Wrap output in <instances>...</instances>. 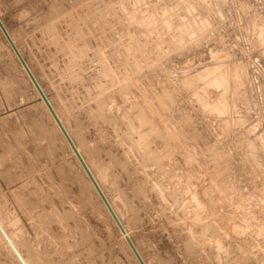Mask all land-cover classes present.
Instances as JSON below:
<instances>
[{
  "label": "rangeland",
  "instance_id": "rangeland-1",
  "mask_svg": "<svg viewBox=\"0 0 264 264\" xmlns=\"http://www.w3.org/2000/svg\"><path fill=\"white\" fill-rule=\"evenodd\" d=\"M0 9L55 104L44 67L77 106L79 132L113 149L104 157L116 155L145 190L165 239L177 231L186 243L191 231L198 252L178 264H264V0H0ZM40 101L0 34V264H135Z\"/></svg>",
  "mask_w": 264,
  "mask_h": 264
},
{
  "label": "bare ground",
  "instance_id": "bare-ground-1",
  "mask_svg": "<svg viewBox=\"0 0 264 264\" xmlns=\"http://www.w3.org/2000/svg\"><path fill=\"white\" fill-rule=\"evenodd\" d=\"M5 1V0H4ZM55 1V0H54ZM15 4V3H14ZM20 4V3H19ZM53 4V3H52ZM35 5V4H34ZM3 6V5H2ZM4 7V6H3ZM21 7V6H20ZM42 7V6H41ZM53 7V6H52ZM29 8V7H28ZM54 8H55V6H54ZM6 9V8H5ZM50 9V8H49ZM9 10V9H8ZM39 10V9H38ZM41 11V10H40ZM50 11V10H49ZM13 13H14V11H12ZM31 12V11H30ZM36 12H38V11H36ZM23 13V12H22ZM39 13V12H38ZM37 13V14H38ZM14 14H16V15H18V17L16 18L17 20H19L18 18L20 17V19L22 18V15H20V12H15ZM33 14V13H32ZM31 14V15H32ZM46 14V13H45ZM25 15H27L26 13H25ZM28 15L29 16H31L29 13H28ZM24 16V15H23ZM52 16V15H51ZM11 17V16H10ZM54 17V16H53ZM69 17V16H68ZM15 17H13V19H14ZM36 18H37V16H36ZM56 18V17H55ZM24 19V18H23ZM26 19L29 21L30 19L31 20H33L32 19V17H27L26 16ZM25 19V20H26ZM38 19V18H37ZM0 20H1V22L3 23V25L5 26V28H6V30L8 31V33L10 34V36L12 37V39H13V41L15 42V44L17 45V47H18V49H19V51L21 52V54L23 55V57H24V59H25V61L27 62V64H28V66H29V68H30V70L32 71V73H33V75L35 76V78L37 79V81H38V83L40 84V86H41V88L43 89V91H44V93L46 94V96H47V98L49 99V101H50V103L52 104V106H53V108H54V110L56 111V113H57V115H58V117H59V119L61 120V122H62V124L64 125V127H65V129L67 130V132H68V134H69V136L71 137V139L73 140V142H74V144L76 145V147H77V149L79 150V152L81 153V155H82V157L84 158V160H85V162H86V164L88 165V167H89V169L91 170V172H92V174L94 175V177H95V179L97 180V182H98V184L100 185V187H101V189L103 190V192L105 193V195H106V197L108 198V200H109V202L111 203V205H112V207H113V209L115 210V212H116V214L118 215V217H119V219L121 220V222H122V224H123V226L125 227V230H126V232L125 233H123L121 230H120V228H119V226H118V224H117V222L115 221V219H114V217L112 216V214H111V212L109 211V209H108V207L106 206V204L104 203V201H103V199L101 198V196H100V194L98 193V191H97V189H96V187L94 186V184L92 183V181L90 180V178H89V176H88V174H87V172L85 171V169H84V167H83V165H82V163L80 162V160L77 158V156H76V154H75V152H74V150H73V148L71 147V145H70V143L68 142V140H67V138H66V136H65V134H64V132H63V130L61 129V127H60V125L58 124V122H57V120L54 118V116H53V114L51 113V111H50V109H49V107L47 106V104L45 103V101L44 100H42V99H40V93H39V91H38V89H37V87H36V85H35V83H34V81H33V79H32V77L30 76V74L28 73V71L26 70V68H25V66L23 65V63H22V61L20 60V58H19V56H18V54H17V52H16V50L13 48V46H12V44H11V42L9 41V39H8V37H7V35H6V33L4 32V30H3V28H2V26H1V24H0V34H1V36L3 37V39H4V41L6 42V44L8 45V47L10 48V50H11V52H12V55L15 57V59H16V61L18 62V64H19V66H20V68L22 69V71H23V73L25 74V76L27 77V79H28V81H29V83L31 84V86L34 88V90H35V93H36V95L39 97V100H41L40 102L42 103V105L45 107V109H46V111L48 112V114H49V116H50V120L52 119V121H53V124H54V130L55 131H57V133H58V135H60V137L63 139V141H64V143L66 144H64L65 146H67L68 148H69V151H70V153L72 154H70L71 156H73L74 157V160L76 161V163L78 164V166L80 167V169H81V171H82V173L84 174V176H85V178H86V180H87V182H88V184H89V186H90V189L92 190V193H94L96 196H97V198H98V200H99V202H100V205L102 206V208L104 209V211L106 212V214H107V217L111 220V222L113 223V225H114V228H116L117 229V232L119 233L118 235H120V238H122V240H123V242H124V244H125V246L127 247V249H128V251L130 252L129 254L133 257V259L135 260V264H141V262H140V260H139V258H138V256L136 255V253H135V251L133 250V248L130 246V244H129V242L127 241V239H126V235H129L130 237H131V239L133 240V242H134V244H135V246H136V248H137V250L139 251V253H140V255L142 256V258L144 259V261H145V263L146 264H178L177 263V261H178V259H177V257H179V254H183L182 256H185V257H187V256H189V255H191V253H192V251H193V253L195 254V252L198 250H196L195 252H194V250H192V244H193V240H191L192 239V234H190V232L191 231H189V232H187V234H185V236H184V238H183V240L185 239L187 242L185 243V242H181L180 241V235H181V233L180 234H177L176 232H173V228H172V234H170L171 235V240H169V237H168V240H166L165 239V234L167 233H165V229H168V228H164V227H162L161 226V224L163 223H161L160 221H162V220H160L159 222L161 223V224H159L158 223V221L155 219V213L153 212V213H149V211H147V204H148V196L146 195V194H144V193H142L143 191H145L144 189H142L143 191L141 192V190H138L139 189V187L137 186L138 184H136L135 182H133V174H132V172L131 173H129V174H132V175H130L131 177H129V174H127L128 176H124V175H122V173H120L119 172V170H118V166H120V167H122L121 169L124 171H126L127 170V168L125 169V167H124V165H120V162H118L117 161V159H115L114 158V156H116V155H114L113 157H110V159H107V158H105L104 157V151L105 152H107V153H109V154H111V152L113 151V149L112 148H110V147H108L110 150L112 149V151L110 152V151H108V150H106V149H104L103 150V148L105 147L104 146V144H103V148L100 146V144L94 139H89L88 137H87V135H86V133L87 132H85V135H82L79 131L81 130L82 131V128H81V126H80V118L78 117V113H76L75 112V104H71V103H69V100L67 99V98H65V97H63L62 96V94L60 93V90H59V83H57V79H53V77L55 78V74H53V72H51V69L50 70H47V69H44V68H42L41 66L43 65H41L40 67L42 68V70H41V74H42V76H44L43 78L44 79H47V81H48V83L50 84V87H52L54 90H55V92H56V94H58L57 95V97H59V98H57L59 101H61V103H62V106L60 105V107L59 106H57L56 104H55V102H54V100H53V98L51 97V95L48 93V91H47V87L43 84V79H41L40 77H39V75L37 74L38 72H36V70H35V67H33L32 65H31V63H30V61H32V60H30V58H29V60L27 59V57L25 56V54H24V51L21 49V46H20V44L18 43V41H17V39H16V37H15V35L13 34L14 32L13 31H11L12 29L9 27V25L7 24V22H6V20H5V17H4V15H3V12L1 11V9H0ZM34 20H36V19H34ZM63 20V19H62ZM13 21H15V19L13 20ZM28 21H26V22H28ZM47 21V20H46ZM51 21V20H50ZM71 21V20H70ZM17 22V21H16ZM19 22V21H18ZM72 22V21H71ZM22 23H24V22H22ZM45 23V22H44ZM58 23V22H57ZM25 24V23H24ZM26 24H28V23H26ZM24 25V27H22V31H23V33L25 32V31H27L26 30V26L27 25ZM30 24V23H29ZM41 24V23H40ZM74 24V23H73ZM19 25V24H18ZM31 25V24H30ZM76 25V24H75ZM20 26H22L21 24H20ZM32 26V25H31ZM69 26V25H68ZM29 27V26H28ZM34 27V26H33ZM38 27V26H37ZM20 28V27H19ZM70 28V27H69ZM20 30H21V28H20ZM29 30V29H28ZM60 30V29H59ZM63 30V29H62ZM73 30V29H72ZM21 31V32H22ZM35 31V30H34ZM41 31V30H40ZM49 31V30H48ZM79 31H81V30H79ZM28 32V31H27ZM38 33V32H37ZM76 33H78V31L76 32ZM30 34H32V33H30ZM53 34V33H52ZM27 35H28V33H27ZM80 35V34H79ZM22 36V35H21ZM76 36V35H75ZM69 38V37H68ZM70 39V38H69ZM26 41V40H25ZM43 41V40H42ZM50 41V40H49ZM71 41V40H70ZM37 42V41H36ZM54 43V42H53ZM78 43V42H77ZM38 44V43H37ZM67 44V43H66ZM41 45V44H40ZM69 45H70V43H69ZM33 46V45H32ZM78 47V46H77ZM28 48V47H27ZM29 50H30V48H29ZM56 50V49H55ZM36 51V50H35ZM40 51V50H39ZM85 55V54H84ZM96 57V56H95ZM70 61V60H69ZM84 61V60H83ZM100 61H102V60H100ZM38 63V62H37ZM39 63H40V61H39ZM103 64V63H102ZM99 65H101V64H99ZM98 65V66H99ZM46 66V65H45ZM51 67V66H50ZM72 67V66H71ZM102 67H103V65H102ZM101 67V68H102ZM37 68V67H36ZM67 69H68V67H66ZM97 68H99V67H97ZM105 68H107V66L105 67ZM104 68V69H105ZM61 69V68H60ZM64 69V68H63ZM70 69V68H69ZM80 69V68H79ZM56 70H57V68H56ZM59 70V69H58ZM92 70V69H91ZM90 70V71H91ZM84 71V70H83ZM55 72V71H54ZM72 73V72H71ZM84 73V72H83ZM58 74V73H57ZM57 74H56V76H57ZM62 74V73H61ZM80 75V74H79ZM68 76H70V75H68ZM74 76V75H73ZM94 76V75H93ZM138 78V77H137ZM62 79V78H61ZM61 79H59L60 81H61ZM71 79V78H70ZM72 81V80H71ZM64 82H65V80H64ZM92 83V82H91ZM129 83V82H128ZM134 84V83H133ZM128 85V84H127ZM142 85V84H141ZM61 86V85H60ZM143 86V85H142ZM63 87V86H62ZM93 87V86H92ZM141 87V86H140ZM144 87V86H143ZM143 87H142V89H143ZM152 88V87H151ZM77 89V88H76ZM75 89V90H76ZM135 90V89H134ZM67 91V90H66ZM86 91V90H85ZM130 91V90H129ZM136 91H138V90H136ZM102 92V91H101ZM132 92V91H131ZM135 92V91H134ZM151 92V91H150ZM148 93V92H147ZM78 95V94H77ZM83 95V94H82ZM107 95H109V94H107ZM154 95H155V93H154ZM142 96V95H141ZM140 96V97H141ZM76 97V96H75ZM124 97V96H123ZM145 97V96H144ZM54 98H56V97H54ZM93 99V98H92ZM126 99V98H125ZM137 99V98H136ZM71 100V99H70ZM90 100V99H89ZM144 100V99H143ZM99 101V100H98ZM101 101V100H100ZM86 102V101H85ZM102 102V101H101ZM59 104H60V102H58ZM77 103V102H76ZM96 104V103H95ZM99 104V103H98ZM103 104V103H102ZM101 104V105H102ZM139 104V103H138ZM105 105V104H104ZM145 105V104H144ZM90 106V105H89ZM114 106V105H113ZM134 106V105H133ZM132 106V107H133ZM149 106V105H148ZM77 107V106H76ZM125 107V106H124ZM59 108L61 109V110H59ZM145 108V106L143 107V109ZM92 109V108H91ZM124 110V109H123ZM82 111V110H81ZM138 111V110H137ZM144 111V110H143ZM63 112H65V115H64V113ZM79 112V111H78ZM96 112H98V111H96ZM113 112V111H112ZM114 112H116V111H114ZM82 113V112H81ZM100 113V112H99ZM103 113V111L101 112V114ZM123 113V112H122ZM91 114V113H90ZM113 114V113H112ZM115 114V113H114ZM137 114H138V112H137ZM146 114V113H145ZM100 115V114H99ZM104 115V114H103ZM130 115V114H129ZM142 115V114H141ZM144 115V114H143ZM94 116V115H93ZM102 116V115H101ZM109 116V115H108ZM147 116H149V115H147ZM114 117V116H113ZM118 117V116H117ZM131 117V116H130ZM141 117V116H140ZM143 117V116H142ZM82 118V117H81ZM101 118V117H100ZM136 118V117H135ZM147 118V117H146ZM145 118V119H146ZM86 119V118H85ZM91 119V118H90ZM89 119V120H90ZM102 119V118H101ZM119 119H121V118H119ZM123 119V118H122ZM133 119V118H132ZM93 120H96V119H93ZM100 120V119H99ZM99 120H98V123H99ZM118 120V119H117ZM33 121V120H32ZM36 121V120H35ZM34 121V122H35ZM122 121V120H121ZM132 121V120H131ZM155 121H157V120H155ZM174 121V120H173ZM71 122H73V124L75 123V128H76V132H74L75 131V129L73 130L72 128H71V126H70V123ZM83 122V121H82ZM143 122V121H142ZM148 122H149V120H148ZM86 123V122H85ZM97 123V124H98ZM87 124V123H86ZM96 124V125H97ZM115 124H116V121H115ZM37 125V124H36ZM43 125V124H42ZM100 125V124H99ZM102 125H104V124H102ZM168 125V124H167ZM39 126V125H38ZM83 126H85V125H83ZM87 126V125H86ZM88 126H92L91 124L90 125H88ZM94 126V125H93ZM32 127V126H31ZM141 127V126H140ZM143 127H144V125H143ZM45 128V127H44ZM44 128H42V130L44 129ZM105 128H107V127H105ZM114 128V127H113ZM145 128V127H144ZM174 128V127H173ZM33 129V128H32ZM38 129V128H37ZM88 129L90 130V128L88 127ZM96 129V128H95ZM84 130V129H83ZM85 130H86V128H85ZM97 130V129H96ZM105 130H107V129H105ZM126 130V129H125ZM131 130V129H130ZM151 130V129H150ZM150 130H148V132L150 131ZM38 131V130H37ZM41 131V130H40ZM175 131V130H174ZM32 132H34V131H32ZM46 132V131H45ZM52 132V131H51ZM83 132V131H82ZM97 132V131H96ZM99 132V131H98ZM101 132H103V131H101ZM100 132V133H101ZM179 132H181V131H179ZM41 133V132H40ZM42 133H44V132H42ZM53 133V132H52ZM93 133V132H92ZM116 133V132H115ZM139 133V132H138ZM32 134H34V133H32ZM50 134V133H49ZM90 134V133H89ZM119 134V133H118ZM122 134V133H121ZM133 134V133H132ZM142 134V133H141ZM178 133L176 132V135H177ZM51 135V134H50ZM97 135V134H96ZM95 135V136H96ZM100 135H103V133H101ZM105 135V134H104ZM124 135H126V134H124ZM167 135V134H166ZM165 135V136H166ZM173 135H175V133L173 134ZM47 136V135H46ZM91 136V135H90ZM106 136V135H105ZM117 136V135H116ZM120 136V135H119ZM122 136V135H121ZM156 136V135H155ZM162 136H164V135H162ZM52 137V136H51ZM98 137V139H99V136H97ZM170 137V136H169ZM180 137V136H179ZM43 138V137H42ZM55 138V137H54ZM92 138V137H91ZM101 138V137H100ZM106 138V137H105ZM116 138V137H115ZM152 138V137H151ZM166 138H168V137H166ZM36 139H38V138H36ZM44 139V138H43ZM49 139V138H48ZM51 139V138H50ZM102 139V138H101ZM173 139H174V137H173ZM39 140V139H38ZM131 140V139H130ZM133 140V139H132ZM135 140V139H134ZM141 140V139H140ZM179 140H180V138H179ZM54 141V140H53ZM101 141V140H100ZM121 141V140H120ZM119 141V142H120ZM153 141V140H152ZM164 141V140H163ZM186 141V140H185ZM38 142V141H37ZM108 142V141H107ZM142 142V141H141ZM140 142V143H141ZM151 142V141H150ZM165 142V141H164ZM177 142V141H176ZM113 143V142H112ZM127 143H129V142H127ZM53 144V143H52ZM55 144V143H54ZM105 144H107L106 143V141H105ZM119 144V143H118ZM130 144H131V142H130ZM134 144V143H133ZM136 144V143H135ZM144 144H145V142H144ZM165 144H167V143H165ZM171 144V143H170ZM24 145V144H23ZM113 145V144H112ZM129 145V144H128ZM172 145V144H171ZM176 145H178V144H176ZM190 145V144H189ZM188 145V146H189ZM63 146V145H62ZM61 146V147H62ZM134 147H135V145H133ZM139 146V145H138ZM144 146V145H143ZM51 147H53V146H51ZM60 147V148H61ZM157 147V146H156ZM23 148V147H22ZM49 148V147H48ZM118 148H119V146H118ZM130 148V147H129ZM137 148V147H136ZM148 148V147H147ZM149 148H150V146H149ZM43 149V148H42ZM56 149V148H55ZM59 149V148H58ZM189 149V148H188ZM44 150V149H43ZM63 150V149H62ZM126 150V149H125ZM133 150V149H132ZM135 150V149H134ZM137 150V149H136ZM168 150V149H167ZM37 151V150H36ZM124 151V150H123ZM175 151H176V149H175ZM181 151V150H180ZM126 152H128V151H126ZM130 152V151H129ZM132 152V151H131ZM143 152H145V151H143ZM147 152V151H146ZM158 152V151H157ZM179 152V151H178ZM43 153V152H42ZM52 153V152H51ZM64 153V152H63ZM69 153V152H68ZM107 153H106V155H107ZM117 153V152H116ZM134 153V152H133ZM148 153V152H147ZM156 153V152H155ZM180 153V152H179ZM182 153V152H181ZM165 154H167V153H165ZM190 154V153H189ZM69 155V154H68ZM105 155V156H106ZM155 155V154H154ZM181 155V154H180ZM184 155V154H183ZM192 155H193V153H192ZM196 155V154H195ZM195 155H194V157H195ZM52 156H53V154H52ZM61 156V155H60ZM127 156V155H126ZM160 156V155H159ZM166 156H168V155H166ZM187 156V155H186ZM119 157V156H118ZM140 157V156H139ZM141 157H142V155H141ZM146 157V156H145ZM150 157V156H149ZM152 157V156H151ZM165 157V156H164ZM128 158H129V155H128ZM144 158V157H143ZM152 158H154V157H152ZM151 158V159H152ZM159 158V157H158ZM163 158V157H162ZM161 158V159H162ZM188 158V157H187ZM193 158V157H192ZM57 159V158H56ZM147 159H148V157H147ZM150 159V158H149ZM180 159V158H179ZM178 159V160H179ZM31 160V159H30ZM67 160V159H66ZM144 160V159H143ZM155 160V159H154ZM154 160H153V162H154ZM166 160V159H165ZM173 160V159H172ZM176 159H174V161H175ZM177 160V161H178ZM132 161V160H131ZM141 161V160H140ZM144 161H146V160H144ZM150 161V160H149ZM167 161V160H166ZM192 161V160H191ZM176 162V161H175ZM148 163V162H147ZM163 163V162H162ZM122 164V163H121ZM140 164V163H139ZM177 164V163H176ZM202 164V163H201ZM57 165V164H56ZM143 165V164H142ZM193 165V164H192ZM154 166V165H153ZM152 166V167H153ZM163 166V165H162ZM165 166V165H164ZM173 166V165H172ZM185 166V165H184ZM194 166V165H193ZM195 166H196V164H195ZM202 166V165H201ZM127 167V166H126ZM157 167H158V165H157ZM175 167V166H174ZM173 167V168H174ZM178 167V166H177ZM205 167V166H204ZM71 169V168H70ZM120 169V170H121ZM134 169V168H133ZM132 169V170H133ZM170 169V168H169ZM189 169V168H188ZM198 169V168H197ZM209 169V168H208ZM42 170V169H41ZM146 170V169H145ZM166 170H167V168H166ZM165 170V171H166ZM62 171H63V169H62ZM129 171V170H128ZM175 171V170H174ZM181 171V170H180ZM184 171H185V169H184ZM189 171V170H188ZM197 171V170H196ZM211 171V170H210ZM73 172V171H72ZM127 172V171H126ZM183 172V171H182ZM181 172V173H182ZM208 172V171H207ZM63 173H65V172H63ZM167 173V172H166ZM178 173V172H177ZM184 173V172H183ZM188 173V172H187ZM67 174V173H66ZM154 174V173H153ZM156 174V173H155ZM172 174V173H171ZM178 175H180V174H178ZM182 175V174H181ZM188 175V174H187ZM194 175V174H193ZM196 175H198V174H196ZM51 176V175H50ZM66 176V175H65ZM150 176V175H149ZM168 176V175H167ZM177 176V175H176ZM195 176V175H194ZM63 177V176H62ZM202 177V176H201ZM69 178H70V176H69ZM75 178V177H74ZM73 178V179H74ZM135 178V177H134ZM179 178V177H178ZM187 178V177H186ZM191 178V177H190ZM206 178V177H205ZM225 178V177H224ZM207 179H208V177H207ZM206 179V180H207ZM163 180V179H162ZM161 180V181H162ZM187 180H188V178H187ZM202 180H203V178H202ZM228 180V179H227ZM238 180V179H237ZM52 181V180H51ZM63 181H64V179H63ZM137 181H138V179H137ZM148 181V180H147ZM153 181V180H152ZM170 181H172V180H170ZM182 181H183V179H182ZM221 181V180H220ZM224 181V180H223ZM62 182V181H61ZM155 182H157V181H155ZM173 182V181H172ZM177 182V181H176ZM198 182V181H197ZM196 182V183H197ZM230 182V181H229ZM54 183V182H53ZM152 183V182H151ZM159 183V182H158ZM200 183V182H199ZM207 183V182H206ZM210 183V182H209ZM218 183V182H217ZM221 183V182H220ZM223 183H226V182H223ZM237 183V182H236ZM43 184V183H42ZM72 184V183H71ZM107 184H109L108 185V187H110V190H111V192H109L107 189H106V185ZM165 184V183H164ZM189 184V183H188ZM193 184V183H192ZM143 185V184H142ZM180 185H181V183H180ZM179 185V186H180ZM187 185V184H186ZM73 186V185H72ZM161 186V185H160ZM175 186V185H174ZM177 186V185H176ZM198 186V185H197ZM224 186H225V184H224ZM226 186H227V184H226ZM71 187V186H70ZM144 187V186H143ZM163 187V186H162ZM171 187V186H170ZM182 187V186H181ZM185 186H183V188H184ZM64 188V187H63ZM72 188V187H71ZM145 188V187H144ZM149 187H147V189H148ZM168 188V187H167ZM189 188V187H188ZM196 188V187H195ZM222 188H225V187H222ZM56 189V188H55ZM146 189V188H145ZM146 189V190H147ZM150 189V188H149ZM161 189H163V188H161ZM229 189H231L230 187H229ZM71 190V189H70ZM151 190V189H150ZM150 190H149V192H150ZM166 190H168V189H166ZM173 190V189H172ZM61 191V190H60ZM152 191V190H151ZM156 191H158V190H156ZM184 191V190H183ZM185 191H186V189H185ZM184 191V192H185ZM203 191V190H202ZM208 191H209V189H208ZM220 191V190H219ZM54 192V191H53ZM67 192V191H66ZM82 193H83V195H84V197H86L87 199L88 198H90L89 197V195L84 191V190H82L81 191ZM172 192V191H171ZM177 192V191H176ZM206 192V191H205ZM212 192V191H211ZM214 192V191H213ZM223 192V191H222ZM62 193H64V192H62ZM80 193V192H79ZM112 193V194H111ZM168 193V195H169V193L170 192H167ZM174 193H175V191H174ZM187 193V192H186ZM215 193V192H214ZM229 193V192H228ZM51 194V193H50ZM152 194V193H151ZM158 194V193H157ZM166 194V193H165ZM179 194V193H178ZM184 194V193H183ZM194 194V193H193ZM203 194V193H202ZM215 194H217V193H215ZM219 194V193H218ZM227 194V193H226ZM225 194V195H226ZM44 195V194H43ZM57 195V194H56ZM160 195V194H159ZM167 195V196H168ZM189 195V194H188ZM196 195V194H195ZM230 195V194H229ZM232 195V194H231ZM45 196H47V195H45ZM58 196V195H57ZM166 196V197H167ZM206 195H204L203 197H205ZM235 196H237V195H235ZM47 197H49V196H47ZM62 197V196H61ZM66 197V196H65ZM64 197V199H66ZM83 197V198H84ZM150 197H151V195H150ZM160 197V196H159ZM161 197H163V196H161ZM160 197V198H161ZM172 197H174V196H172ZM187 197V196H186ZM192 197H193V195H192ZM63 198V197H62ZM69 198V197H68ZM80 198H82V197H80ZM175 198V197H174ZM214 198V197H213ZM86 199V200H87ZM165 199V198H164ZM196 199V198H195ZM200 199V198H199ZM232 199V198H231ZM51 200V199H50ZM91 200V199H90ZM170 200V199H169ZM186 200V199H185ZM188 200V199H187ZM223 200V199H222ZM47 201H49V200H47ZM88 201V200H87ZM150 201H152V200H150ZM149 201V202H150ZM190 201H191V199H190ZM189 201V202H190ZM201 201V200H200ZM216 201V200H215ZM226 201V200H225ZM67 202V201H66ZM71 202V201H70ZM86 202V201H85ZM89 202V201H88ZM92 202V201H91ZM139 202H143L144 203V209L146 208V210L145 211H147V212H143L141 209H142V207L143 206H141L140 205V203ZM165 202V201H164ZM168 202V201H167ZM173 202V201H172ZM192 202V201H191ZM207 202V201H206ZM210 202H211V199H210ZM224 202V201H223ZM256 202V201H255ZM69 203V202H68ZM80 203V202H79ZM158 203H159V201H158ZM174 203V202H173ZM185 203V202H184ZM231 203V202H230ZM82 204V203H81ZM150 204V203H149ZM161 204V203H160ZM164 204V203H163ZM168 204V203H167ZM177 204H179V203H177ZM181 204V203H180ZM188 204V203H187ZM201 204V203H200ZM53 204H51V206H52ZM76 205V204H75ZM84 205V204H83ZM88 205H89V203H88ZM94 205V204H93ZM152 205V204H151ZM164 205H166V204H164ZM193 205V204H192ZM222 205V204H221ZM229 205H231V204H229ZM36 206H38V205H36ZM91 206V205H90ZM146 206V207H145ZM153 206V205H152ZM163 206V205H162ZM169 207H170V205H168ZM175 206V205H174ZM177 206V205H176ZM202 206H204V205H202ZM214 206V205H213ZM54 207V206H53ZM52 207V208H53ZM71 207V206H70ZM82 207V206H81ZM93 207V206H92ZM151 207V206H150ZM149 207V208H150ZM167 207V206H166ZM211 207V206H210ZM217 207V209H218V205L216 206ZM220 207V206H219ZM225 207H227V206H225V205H223V208H222V210H218L219 212L220 211H224V208ZM230 207V206H229ZM240 207V206H239ZM42 208V207H41ZM165 208V207H164ZM212 208V207H211ZM36 209H38V208H36ZM65 209V208H64ZM160 209V208H159ZM171 210H172V208H170ZM179 209V208H178ZM187 209V208H186ZM185 209V210H186ZM198 209H200V208H198ZM221 209V208H220ZM226 209V208H225ZM228 209V208H227ZM32 210V209H31ZM74 210V209H73ZM77 210V209H76ZM90 210H92V209H90ZM150 210V209H149ZM155 210V209H154ZM161 210H163V208L161 209ZM160 210V211H161ZM166 210V209H165ZM39 211V210H38ZM50 211V210H49ZM67 211V210H66ZM159 211V210H158ZM159 211V212H160ZM199 211H201V209L199 210ZM205 211V210H204ZM208 211V210H207ZM54 212V211H53ZM57 212V211H56ZM59 212V211H58ZM79 212H82V211H79ZM173 212V210L171 211V213ZM180 212V211H179ZM184 212V211H183ZM186 212V211H185ZM210 212H211V210H210ZM213 212V211H212ZM217 212V211H216ZM234 212V211H233ZM33 213H34V211H33ZM45 213V212H44ZM91 213V212H90ZM163 213H164V211H163ZM162 213V215H165V213L163 214ZM225 213V212H224ZM223 213V214H224ZM228 213V212H227ZM246 213V212H245ZM53 214V213H52ZM156 214H158V212L156 213ZM173 214H174V212H173ZM183 214V213H182ZM185 214V213H184ZM208 214H209V212H208ZM223 214H222V216H223ZM229 214V213H228ZM228 214H226V216L228 215ZM36 215V214H35ZM34 215V216H35ZM39 215V214H38ZM55 217H56V215L55 214H53ZM64 215V214H63ZM72 215V214H71ZM75 215V214H74ZM159 215V214H158ZM204 215H205V213H204ZM203 215V216H204ZM207 215V214H206ZM205 215V216H206ZM217 215V214H216ZM225 215V214H224ZM237 215V214H236ZM235 215V216H236ZM61 216V215H60ZM92 216V215H91ZM168 216V215H167ZM177 216V215H176ZM212 216V215H211ZM233 216V215H232ZM50 217H51V214H50ZM62 217V216H61ZM70 217V216H69ZM172 216H170L169 217V219L171 218ZM186 217V216H185ZM184 217V218H185ZM214 217V216H213ZM229 217V216H228ZM237 217V216H236ZM239 217V216H238ZM44 218V217H43ZM49 218V217H48ZM64 218V217H63ZM72 218H74V217H72ZM76 218V217H75ZM90 218V217H89ZM157 218V217H156ZM159 218H160V216H159ZM161 218H163V217H161ZM175 218V217H174ZM174 218L173 219H170L171 221L172 220H174ZM187 218V217H186ZM185 218V219H186ZM202 218V217H201ZM216 218V217H215ZM223 218V217H222ZM39 219V218H38ZM47 219V218H46ZM79 219V218H78ZM108 219V220H109ZM168 219V218H167ZM167 219H165V222L167 221ZM189 219H193V218H189ZM202 219H204V218H202ZM231 219V218H230ZM42 220V219H41ZM86 220V219H85ZM155 220L157 221V223L155 222ZM164 220V219H163ZM175 220H177V218L175 219ZM175 220L174 221H172L173 223L175 222ZM183 220L184 219H182V222H183ZM201 220V219H200ZM218 220V219H217ZM220 220V219H219ZM221 220H223V219H221ZM224 220H225V218H224ZM56 221V220H55ZM101 221V220H100ZM171 221H167V222H171ZM204 221V220H203ZM206 221V220H205ZM209 221V220H208ZM16 222V221H15ZM36 222H38V221H36ZM166 222V223H167ZM176 222H178V220L176 221ZM207 222V221H206ZM216 222V221H215ZM215 222H212V223H214L215 224ZM226 222V221H225ZM237 222H239V221H237ZM255 222V221H254ZM253 222V223H254ZM186 223V222H185ZM189 223V222H188ZM191 224H193L192 222H190ZM209 224L211 223V222H208ZM208 223H207V226H208ZM221 223V222H220ZM69 224V223H68ZM169 224H171V223H169ZM175 224L176 223H174V225H172L171 227H173L174 226V228L176 229V227H175ZM179 224V222L177 223V225ZM191 224H190V226H191ZM198 224V223H197ZM200 224H202L203 225V222L201 223V221H200ZM200 224H198L199 226H202V225H200ZM11 225V224H10ZM13 225H15L14 224V222H13ZM44 225V224H43ZM163 226L165 225V224H162ZM185 225V224H184ZM205 225V224H204ZM203 225V226H204ZM228 225V224H227ZM232 225V224H231ZM239 225V224H238ZM244 225V224H243ZM42 226V225H41ZM166 226V225H165ZM181 226H182V224H181ZM187 226V225H186ZM190 226H187V228L188 227H190ZM206 226V225H205ZM210 226V225H209ZM209 226H208V228H209ZM233 226V225H232ZM14 227V226H13ZM61 227V226H60ZM92 227V226H91ZM183 227V226H182ZM185 227V226H184ZM192 227V226H191ZM190 227V228H191ZM198 226H196L195 228L196 229H198L197 228ZM214 227H215V225H214ZM217 227H218V224H217ZM216 227V228H217ZM37 229H38V227H36ZM40 228V227H39ZM82 228V227H81ZM195 228H193V229H195ZM204 228V227H203ZM203 228H201V230L203 229ZM2 229H3V227H2ZM18 229H20L19 227H18ZM85 229V228H84ZM89 229V228H88ZM103 229V228H102ZM171 229V228H170ZM169 229V230H170ZM200 229V228H199ZM244 229V228H243ZM3 230H5V229H3ZM91 230V229H90ZM133 230H134V233L135 234H137L138 235V237H139V240H142V242H143V244L141 245V241L139 242V240H138V237L137 236H135V234L133 233ZM177 230V229H176ZM179 230V229H178ZM181 230V229H180ZM187 230V229H186ZM189 230V229H188ZM187 230V231H188ZM191 230V229H190ZM223 230V229H222ZM221 229L219 230V231H222ZM231 230V229H230ZM42 231V230H41ZM71 231H73V230H71ZM171 231H170V233H171ZM175 231V230H174ZM200 231V230H199ZM199 231H197V233L199 232ZM216 231V230H215ZM82 232V231H81ZM85 232V231H84ZM182 232H184L183 231V229H182ZM194 232V230L192 231V233ZM217 232H218V230H217ZM5 233V232H4ZM3 233V234H4ZM165 233V234H164ZM195 233V232H194ZM205 233V232H204ZM206 233H207V231H206ZM213 233V232H212ZM226 233V232H225ZM87 236H85V237H88V234L87 233H85ZM105 234V233H104ZM203 234V233H202ZM216 234V233H215ZM221 233H219V235H220ZM223 234V233H222ZM250 234V233H249ZM71 235V234H70ZM170 235H168V236H170ZM195 235H197V234H195ZM194 235V236H195ZM198 235H199V233H198ZM238 235V234H237ZM250 235H252V234H250ZM53 236V235H52ZM213 236V235H212ZM221 236V235H220ZM226 236V235H225ZM167 237V236H166ZM214 237H215V235H214ZM217 237H218V235H217ZM216 237V238H217ZM236 237V236H235ZM76 238V237H75ZM94 238V237H93ZM197 237H195V239H196ZM200 238H201V236H200ZM220 238V237H219ZM218 238V239H219ZM221 238H223L222 236H221ZM220 238V239H221ZM230 238V237H229ZM105 239H107V238H105ZM138 240V242H137V240ZM194 239V238H193ZM233 239V238H232ZM90 240V239H89ZM225 240V239H224ZM63 241V240H62ZM68 241V240H67ZM197 241H198V239H197ZM199 241H201V240H199ZM220 241L221 240H219V242H217V245H218V243H220ZM226 241V240H225ZM101 242V241H100ZM195 242V241H194ZM255 242V241H254ZM32 243V242H31ZM65 243V242H64ZM75 243V242H74ZM112 243V242H111ZM140 243V244H139ZM182 243V244H181ZM184 243V244H183ZM222 244H223V242H221ZM102 244V243H101ZM251 244V243H250ZM75 245V244H74ZM217 245H214V246H217ZM240 245V244H239ZM243 245V244H242ZM28 246V245H27ZM195 247H196V245H194ZM200 246V245H199ZM219 246H221V244L219 245ZM95 247V246H94ZM197 247H198V245H197ZM253 247V246H252ZM65 248H66V246H65ZM144 248H146L145 250H147L148 252L147 253H149V255H150V257H151V259H154V263H152L153 262V260L151 261V259L149 260V259H147V257L145 256L146 254H145V252H143L144 250ZM212 248H214V247H212ZM217 248H218V246H217ZM221 248V247H220ZM227 248V247H226ZM225 248V249H226ZM229 248V247H228ZM28 249V248H27ZM126 249V250H127ZM215 250H216V248H214ZM222 249V248H221ZM225 249H222V251L223 250H225ZM60 250H61V248H60ZM87 250V249H86ZM238 250H236L235 252H237ZM30 252V251H29ZM59 252V251H58ZM198 252V251H197ZM224 252V251H223ZM241 252V251H240ZM250 252H251V250H250ZM249 252V253H250ZM31 253V252H30ZM97 253V252H96ZM100 253V252H99ZM214 253V252H213ZM216 253H217V251H216ZM215 253V254H216ZM53 254V253H52ZM59 254V253H58ZM211 254V253H210ZM62 255V254H61ZM198 255V254H197ZM217 255V254H216ZM241 255V254H240ZM48 256H49V254H48ZM47 256V257H48ZM97 256V255H96ZM101 256V255H100ZM195 256V255H194ZM203 256V255H202ZM206 256V255H205ZM210 256V255H209ZM218 256V255H217ZM226 256V255H225ZM243 256V255H242ZM245 256V255H244ZM243 256V257H244ZM260 256V255H259ZM222 257H224L223 255H222ZM57 258H59V257H57ZM73 258V257H72ZM75 258V257H74ZM188 258V257H187ZM190 258V257H189ZM196 258V257H195ZM209 258V257H208ZM217 258V257H216ZM258 258V257H257ZM34 259V258H33ZM36 259V258H35ZM220 259V258H219ZM230 259V258H229ZM76 260V259H75ZM84 260V259H83ZM184 260V259H183ZM192 260V259H191ZM213 260V259H212ZM216 260V259H215ZM222 260V259H221ZM220 260V261H221ZM232 260V259H231ZM236 260V259H235ZM47 261H49L48 259H47ZM95 261V260H94ZM192 261H194V260H192ZM245 261V260H244ZM247 261V260H246ZM24 262V261H23ZM69 262V261H68ZM79 262V261H78ZM105 262V261H104ZM181 262V261H180ZM190 262V261H189ZM214 262H216V261H214ZM232 262V261H231ZM236 262V261H235ZM253 262V261H252ZM262 262V261H261ZM21 263V262H20ZM25 263V262H24ZM55 263H56V261H55ZM199 263V262H198ZM37 264V263H36ZM48 264V263H47ZM73 264V263H72ZM104 264V263H103ZM220 264V263H219ZM249 264V263H248Z\"/></svg>",
  "mask_w": 264,
  "mask_h": 264
},
{
  "label": "water",
  "instance_id": "water-1",
  "mask_svg": "<svg viewBox=\"0 0 264 264\" xmlns=\"http://www.w3.org/2000/svg\"><path fill=\"white\" fill-rule=\"evenodd\" d=\"M0 24L4 30V32L6 33L9 41L11 42L13 48L16 50L20 60L22 61L23 65L25 66L26 70L28 71V73L30 74V76L32 77L39 93H40V99L44 100L45 103L47 104V106L49 107L51 113L53 114L54 118L57 120L58 124L60 125L61 129L63 130L68 142L70 143L71 147L73 148L77 158L80 160V162L82 163L85 171L87 172L90 180L92 181V183L94 184V186L96 187L98 193L100 194L101 198L103 199L104 203L106 204V206L108 207L109 211L111 212L112 216L114 217L115 221L117 222L120 230L125 233V227L123 226L121 220L119 219L118 215L116 214L115 210L113 209L111 203L109 202L108 198L106 197L105 193L103 192V190L101 189L100 185L98 184L97 180L95 179L94 175L92 174L91 170L89 169L88 165L86 164L84 158L82 157L81 153L79 152V150L77 149L76 145L74 144L73 140L71 139V137L69 136L67 130L65 129L64 125L62 124L61 120L59 119L56 111L54 110L52 104L50 103L49 99L47 98L46 94L44 93L43 89L41 88L40 84L38 83L37 79L35 78V76L33 75L32 71L30 70L27 62L25 61L23 55L21 54V52L19 51L17 45L15 44V42L13 41L12 37L10 36V34L8 33V31L6 30L5 26L3 25V23L0 20ZM126 239L129 242L130 246L133 248V250L135 251L136 255L138 256L141 264H146L144 259L142 258V256L140 255L139 251L137 250L133 240L131 239V237L129 235H126Z\"/></svg>",
  "mask_w": 264,
  "mask_h": 264
}]
</instances>
